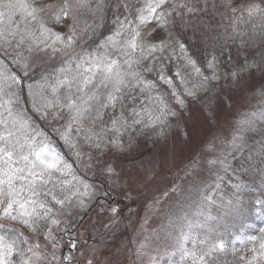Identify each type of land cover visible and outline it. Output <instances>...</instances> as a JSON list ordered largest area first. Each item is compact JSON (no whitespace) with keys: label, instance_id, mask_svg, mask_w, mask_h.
<instances>
[{"label":"snow or ice","instance_id":"6c2138e0","mask_svg":"<svg viewBox=\"0 0 264 264\" xmlns=\"http://www.w3.org/2000/svg\"><path fill=\"white\" fill-rule=\"evenodd\" d=\"M198 42L203 62L192 53ZM262 61L264 0H0V264H98L87 237L64 239L66 221L92 210L97 190L16 107L22 85L73 156L125 190L163 177L184 147L213 130L183 165L185 178H199L186 188L167 184L147 205L163 222L139 243L137 258L264 264V181L253 202L262 226L234 231L247 219L242 197L254 189L228 162L244 134L264 124V79L252 89L258 109L235 121L230 138L214 131L233 103L225 87L239 88L257 71L264 78ZM37 71L40 79L26 83ZM144 136L157 147L147 162L136 154Z\"/></svg>","mask_w":264,"mask_h":264},{"label":"rangeland","instance_id":"374dc122","mask_svg":"<svg viewBox=\"0 0 264 264\" xmlns=\"http://www.w3.org/2000/svg\"><path fill=\"white\" fill-rule=\"evenodd\" d=\"M98 33L94 39L99 40ZM91 43V41H89ZM194 48V47H193ZM235 53V49L233 50ZM242 59V57L240 58ZM260 59V57H257ZM58 58L50 61V64L58 66ZM264 63V61H262ZM40 79V71L33 74L32 80L26 83H32ZM260 72H254L249 79L247 76L245 81L239 88L225 87V92L233 96V103L230 110H226L220 114L219 127L214 131L219 132L221 129L231 136L232 125L244 113H251L260 106L258 93H253V88L262 82ZM224 84V81H221ZM21 100L25 101L26 105L22 106L20 101L16 107L23 111L33 121V126L43 130L51 139L53 145L62 154L67 153L74 161L76 171L82 173L87 183L92 184L97 190V199L93 202L94 207L88 213L76 212L66 221L69 226L71 235L65 234V242H71L75 237H87V244L95 246L98 264H147L144 260L138 259L136 249L144 237L152 236L153 231L159 230L163 222L162 214L152 215L147 209V205L152 200L159 196L164 187L175 181L182 188H186L194 180L199 177H184L183 165L192 156L193 152L199 145L212 135L213 130L205 128V132L197 136L195 141L184 147L178 153L175 162L170 163L165 169V175L152 183L133 184L130 189H121L113 186L111 182L103 180L95 169L89 168L82 161H78L73 154L59 140V136L55 131V126L41 119L32 109L31 99L28 96L27 88L22 85ZM182 136L172 134V140H175L177 145H180ZM264 124L258 122L255 132L244 134V140L238 151L229 156V164L232 169L236 170V174L240 177L241 182L249 185L254 191L244 193L242 199L247 202V211L245 212L246 220L239 219L234 223L236 225L234 231H239L242 223H251L253 228L247 229V232H255L261 227V221L255 217L256 208L254 200L261 190V182L264 181ZM139 147L136 149V154L147 162L156 157L157 147L147 136L138 138ZM86 159V158H85ZM206 172H201L200 176H206ZM182 178V179H181ZM226 184L228 177H225ZM225 191H230L227 187ZM178 197L174 194L166 203L167 206H172ZM103 207L107 211L99 213ZM117 208V214L113 217L110 209ZM145 216H150L146 225L147 231L141 228ZM84 241L82 240L81 243ZM153 247L156 246V241H151ZM163 252V246H160ZM155 254V253H153Z\"/></svg>","mask_w":264,"mask_h":264},{"label":"trees","instance_id":"16d2710c","mask_svg":"<svg viewBox=\"0 0 264 264\" xmlns=\"http://www.w3.org/2000/svg\"><path fill=\"white\" fill-rule=\"evenodd\" d=\"M109 16H110V14H109ZM108 27H111V25L109 24ZM102 31H106V29H105V30H102ZM198 39H199V38H198ZM193 47H194V48H193ZM193 47H192V53H193V55L197 56V57L200 59V61L203 62V60H204V52H205L204 45L198 42V43H197L195 46H193ZM21 102H22V103H21L22 106L24 107V105H25V104H24V101L21 100ZM63 155H64L65 160L68 162V164H70V165L72 166L73 170H74L75 173H76L77 178H78L79 180H82V181L86 182V180L84 179L83 174H82V173H78V172L76 171V168H75V165H74V161L69 157V155H68L67 153H64ZM69 179H71V177H69ZM86 183H87V182H86ZM162 264H164V262H162Z\"/></svg>","mask_w":264,"mask_h":264}]
</instances>
